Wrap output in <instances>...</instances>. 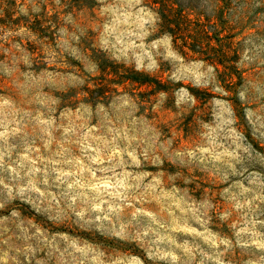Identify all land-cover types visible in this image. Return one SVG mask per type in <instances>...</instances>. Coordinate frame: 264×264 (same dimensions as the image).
Here are the masks:
<instances>
[{
    "label": "rangeland",
    "instance_id": "374dc122",
    "mask_svg": "<svg viewBox=\"0 0 264 264\" xmlns=\"http://www.w3.org/2000/svg\"><path fill=\"white\" fill-rule=\"evenodd\" d=\"M167 1L181 6L182 14L174 21L188 41L189 32L203 33V27L208 39L204 36L187 46L182 44V36L174 41L162 24L158 4L142 0L140 5L127 9L143 18L142 27L134 24L131 29L142 34L141 39L130 38L139 46L120 52L112 48L114 40L109 37L105 50L98 46L101 6L97 0H60L59 6L52 0H0V38L10 31L22 33L9 40L0 39L4 48L11 49L12 42L20 43L36 65L49 71H82L85 66H95L91 75L85 73L87 79L82 87L69 89L65 105L83 103L95 108L105 103L108 107L113 99L127 94L137 109L129 119L147 122L165 137L174 138L176 149L205 145V133L211 132L221 145L217 155L233 154L225 156L224 162L207 159L191 167L168 160L161 167L147 160L135 174L142 179V189L162 180L160 199L124 205L114 197L103 196L105 203L99 205V211L96 193L89 189L87 198L78 196L65 191L63 185L55 187L51 179L48 185L37 184V188L39 193L54 196L55 205L43 200L39 193L9 196L0 192V253L7 255L0 264H171L164 256L169 251L180 255L182 264H216L214 257L218 254L223 264H264V248L256 243L264 241V203L253 200L264 185V112L236 96L237 88L248 91L249 72L238 67L244 65L246 56L240 41L257 30L256 26L231 23L239 19L244 0ZM35 5L40 6L39 13L32 11ZM20 8H26L28 16L21 14ZM68 16L73 24L66 22ZM61 27L80 37L75 55L63 48ZM69 44L73 42L70 40ZM9 60L8 54L0 52V61ZM200 62L214 67L215 82L205 84L203 78L199 85L195 82L204 71ZM134 71L148 74L154 81L139 84L129 79ZM0 85L11 88L10 81L2 76ZM181 89L194 103L183 97ZM258 93H264V86H258ZM249 111L254 114L249 116ZM229 113L235 117L231 131L224 123ZM92 123H97L95 118ZM40 135L32 130L28 141L40 147ZM9 143L19 145L23 140L12 137ZM142 147L147 150L146 145ZM40 155L45 163L65 159L57 156L55 150L46 152L43 148ZM60 167L68 170L70 166ZM3 175L6 183L13 182L7 172ZM94 179L103 184L107 177L96 172ZM186 179L191 182L186 183ZM237 184L249 191L241 193L234 187ZM173 189L178 191L173 193ZM172 199L176 204L169 207ZM205 201L213 205L206 225L202 223L205 217L200 215ZM234 201L251 203L236 209ZM113 204H120L119 215L111 214ZM78 211L85 213L83 218L76 215ZM99 215L107 218L97 220ZM177 227L181 230L176 231ZM245 227L248 231L240 232ZM142 231L148 235L141 237ZM160 236L163 239L157 240ZM188 248L196 250L195 261L189 262L184 256Z\"/></svg>",
    "mask_w": 264,
    "mask_h": 264
},
{
    "label": "clouds",
    "instance_id": "9594fccd",
    "mask_svg": "<svg viewBox=\"0 0 264 264\" xmlns=\"http://www.w3.org/2000/svg\"><path fill=\"white\" fill-rule=\"evenodd\" d=\"M141 2L142 0H111L109 3V0H97L101 6L100 23L97 25L100 48L105 50L108 48L109 37L114 40L112 48L120 52L139 46L130 38L141 39L142 34L131 29L134 24L142 27L143 18L134 16L127 9L140 5ZM52 3L59 6L60 0H52ZM32 11L39 13L41 8L35 5ZM20 13L24 16L29 14L26 8H20ZM238 17V20L231 23L241 27L245 25L250 27L254 24L257 30L250 31L240 41L246 56L244 65L242 67L238 65V67L241 70L247 69L249 72L246 78L248 91L246 93L241 88H237L236 96L245 104H256L257 111L264 112V93H258V86H264V30H261V25L264 24V0H244L239 8ZM65 20L68 24L74 23L71 16L66 17ZM137 20L141 23H137ZM59 32L63 37L61 40L63 48L68 50L70 55H75L79 50L80 37L75 35V32L69 33L65 27H61ZM21 34V32L10 31L0 39L9 40ZM80 35L84 33L81 32ZM70 40L73 42L72 45L69 44ZM0 52L10 57L7 63L0 61V65L3 66L0 76L11 83V88L0 85V192H5L9 196L13 193H39L37 184L48 185L51 179L55 187L59 188L63 185L65 191L76 192L78 196H85V198H87V190L90 189L97 194L96 204L99 211V205L105 203L103 196L114 197L124 205L130 202L160 199L158 189L162 187V180L154 181L142 189V179L135 174V170L140 169L147 160L161 167L166 160L191 167L195 162L203 163L207 159L224 162L225 156L233 155L232 153L217 155V149L221 145L216 142L211 132L205 133L208 137L205 145L176 149L174 138L165 137L147 122L141 124L138 119H129L133 117L137 109L127 94L113 99L108 107H105V103H99L95 108L83 103L76 106L65 105L64 97L69 93V89L82 87L87 79L85 73L91 75L95 70L94 65L85 66L82 71L77 69L61 73L41 69L20 43L12 42L11 49H6L0 44ZM80 55L84 54L81 52ZM200 66L204 68V71L195 82L199 85L201 78L205 84L209 81L215 82L214 67L205 66L203 62H200ZM181 93L187 101L194 103L193 98L185 90L181 89ZM177 107L179 108V102ZM253 114L252 111L248 112L249 116ZM94 118L97 121L95 124L92 123ZM224 123L231 131V126L235 124V117L229 113V118ZM32 130L41 133L38 137L40 147L28 141ZM212 131L214 132L215 129ZM12 137H20L23 143L10 144L9 140ZM144 145L147 146V150L142 147ZM40 148L46 152L55 150L57 156H64L65 159L45 163L40 155ZM61 164L70 167L65 170L60 167ZM228 166L231 167V164ZM5 172L13 181L12 183L5 182L3 175ZM96 172L107 177L103 184L94 179ZM185 182L191 181L186 179ZM234 187L241 193L249 191L242 184L234 185ZM260 188L261 191L253 195V200L264 203V185ZM177 191V189L172 190L173 193ZM225 191L228 190L225 189ZM39 195L50 205H55L56 198L50 193H39ZM72 203L76 204L75 197L72 198ZM250 203L251 201H234V207L241 209ZM175 204L176 200L172 199L169 207ZM212 208L213 205L208 201L201 205L200 215L205 217L202 221L205 225L208 212ZM107 211L106 209L105 212ZM111 214L113 216L120 214V204H113ZM13 215L16 213L13 212ZM76 215L83 218L85 213L78 211ZM153 215H150L149 219H152ZM104 218H107V215L96 217L97 220ZM161 227L164 226L161 225ZM175 230L181 229L177 227ZM190 231L201 235L196 233L195 229ZM247 231L246 227L240 229V232ZM147 235L148 232L140 233L141 237ZM156 239L162 240L163 237H156ZM256 243L258 247L264 248V241ZM183 254L189 262L195 261L197 255L193 248L186 249ZM164 256L170 260L171 264H182L181 256L174 251H169ZM219 256L220 254L214 257L216 264H223ZM6 258V253H0V261H6ZM137 264L140 262L137 261Z\"/></svg>",
    "mask_w": 264,
    "mask_h": 264
},
{
    "label": "trees",
    "instance_id": "16d2710c",
    "mask_svg": "<svg viewBox=\"0 0 264 264\" xmlns=\"http://www.w3.org/2000/svg\"><path fill=\"white\" fill-rule=\"evenodd\" d=\"M152 2L154 4H158L157 8L160 13L162 24L165 27V30L170 33V35L174 36V41H176L175 38H177V36H182L180 37V40L184 46H187V44L194 45L196 44L197 40H201L205 37L208 39V34L206 33L205 27L202 29L203 33H201V30L189 32L190 41L184 37L182 31L179 29L178 24L174 21L176 17H179L182 14L181 6L178 3L167 0H152ZM192 50L198 51L194 48H192ZM128 78L139 84H149L154 81V79L148 74L139 71H134L129 75Z\"/></svg>",
    "mask_w": 264,
    "mask_h": 264
}]
</instances>
